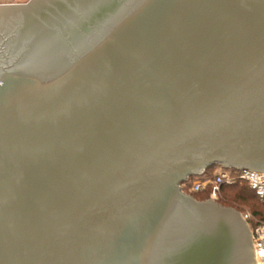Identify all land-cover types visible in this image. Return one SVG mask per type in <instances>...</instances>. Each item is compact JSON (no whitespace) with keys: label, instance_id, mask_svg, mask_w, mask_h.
<instances>
[{"label":"water","instance_id":"obj_1","mask_svg":"<svg viewBox=\"0 0 264 264\" xmlns=\"http://www.w3.org/2000/svg\"><path fill=\"white\" fill-rule=\"evenodd\" d=\"M216 165L264 172V0L0 5V264H254Z\"/></svg>","mask_w":264,"mask_h":264},{"label":"built area","instance_id":"obj_2","mask_svg":"<svg viewBox=\"0 0 264 264\" xmlns=\"http://www.w3.org/2000/svg\"><path fill=\"white\" fill-rule=\"evenodd\" d=\"M237 183L246 184L258 201L264 203V172L261 171L218 166L215 170H205L188 178L180 189L191 197V194L204 193L207 195L205 201L216 203L221 199L224 187ZM238 214L249 231L254 264H264V222L257 221L250 213Z\"/></svg>","mask_w":264,"mask_h":264},{"label":"trees","instance_id":"obj_3","mask_svg":"<svg viewBox=\"0 0 264 264\" xmlns=\"http://www.w3.org/2000/svg\"><path fill=\"white\" fill-rule=\"evenodd\" d=\"M214 167V166H213ZM213 167L206 169L207 172ZM224 199L221 202L222 206L248 207L251 215L260 222H264V203H260L254 193L244 183H237L233 186L224 187L222 189ZM197 201L207 199L204 193L191 194Z\"/></svg>","mask_w":264,"mask_h":264},{"label":"rangeland","instance_id":"obj_4","mask_svg":"<svg viewBox=\"0 0 264 264\" xmlns=\"http://www.w3.org/2000/svg\"><path fill=\"white\" fill-rule=\"evenodd\" d=\"M28 0H16V1H14V0H0V5H8V4H23V3H26ZM12 2V3H11ZM218 166L216 165V166H214L213 168H212V170L214 169H216ZM222 196H221V199L218 201V202H216L217 204H219V205H221V202H222V200L224 199V197H223V194H221ZM206 200V199H205ZM205 200H203V201H205ZM222 206V205H221ZM223 207H226V208H231V209H233V210H235V211H237V212H240V213H250V208H248V207H238L237 206V208H234V207H228V206H223ZM251 214V213H250ZM255 219V218H254Z\"/></svg>","mask_w":264,"mask_h":264},{"label":"crops","instance_id":"obj_5","mask_svg":"<svg viewBox=\"0 0 264 264\" xmlns=\"http://www.w3.org/2000/svg\"><path fill=\"white\" fill-rule=\"evenodd\" d=\"M14 1H16V0H14ZM12 3V2H11Z\"/></svg>","mask_w":264,"mask_h":264}]
</instances>
